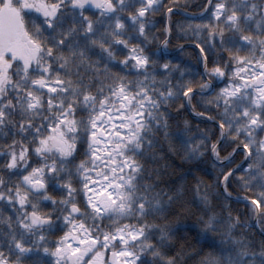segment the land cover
Here are the masks:
<instances>
[{
    "label": "snow or ice",
    "instance_id": "6c2138e0",
    "mask_svg": "<svg viewBox=\"0 0 264 264\" xmlns=\"http://www.w3.org/2000/svg\"><path fill=\"white\" fill-rule=\"evenodd\" d=\"M180 8L0 0V264H264V0Z\"/></svg>",
    "mask_w": 264,
    "mask_h": 264
},
{
    "label": "trees",
    "instance_id": "16d2710c",
    "mask_svg": "<svg viewBox=\"0 0 264 264\" xmlns=\"http://www.w3.org/2000/svg\"><path fill=\"white\" fill-rule=\"evenodd\" d=\"M179 3L181 4V8L178 10L179 14L174 17V19H178L183 22V20H185L186 18H191L192 14H195L199 11L202 0H179ZM183 13H187V17L183 15ZM154 19L157 24V28L162 29L165 23L164 17L158 15ZM159 34L160 33L157 32V35ZM180 46H183L185 49L183 53L180 51ZM167 58L172 59L173 62H182V64L191 67L194 71L200 70L196 66V49L189 46V44L186 43L184 39L177 37L175 34L172 38H170ZM200 110L201 109L199 108V106H197V111ZM171 112L174 123L178 122L182 126L183 122L187 120L192 125L193 131H195L197 126H199L201 130H209L214 127L211 123L202 122L200 117H197L191 110L187 108L180 109L179 111H177L176 108H173ZM221 155L223 156L224 153L222 152ZM168 160L173 165L172 171L175 173L176 177H179L182 173H186L187 170L191 167L190 164H184L179 155L175 157L170 156L168 157ZM200 167L205 169L210 175L215 174V172L218 171V169H214L212 167V161L210 159H206L205 162L200 165ZM202 178L211 183L208 175H204ZM233 206L238 208L241 212H247L243 204ZM253 231L258 237V230L254 227Z\"/></svg>",
    "mask_w": 264,
    "mask_h": 264
},
{
    "label": "water",
    "instance_id": "95a60500",
    "mask_svg": "<svg viewBox=\"0 0 264 264\" xmlns=\"http://www.w3.org/2000/svg\"><path fill=\"white\" fill-rule=\"evenodd\" d=\"M258 230V229H257Z\"/></svg>",
    "mask_w": 264,
    "mask_h": 264
}]
</instances>
